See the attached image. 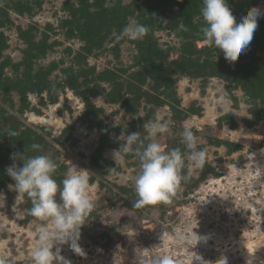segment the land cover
I'll list each match as a JSON object with an SVG mask.
<instances>
[{
  "label": "rangeland",
  "instance_id": "obj_1",
  "mask_svg": "<svg viewBox=\"0 0 264 264\" xmlns=\"http://www.w3.org/2000/svg\"><path fill=\"white\" fill-rule=\"evenodd\" d=\"M228 2L238 23L253 6L264 11V0ZM202 7L203 0H0V258L32 264L41 221L29 214L30 199L9 189L15 182L6 172L12 154L27 150L57 162V182L72 164L89 176L85 255L60 246L71 264H154L160 255L191 264L190 247L175 234L194 230L207 238L195 249L204 264H264V100L246 84L264 88V16L229 62L202 41ZM129 20L148 27L143 39L119 38ZM178 62L194 64L192 73L171 69ZM156 113L169 125L157 137L162 147L185 151L179 132L187 124L206 163L189 165L170 202L136 208L139 161L113 151L130 132L147 143L143 125Z\"/></svg>",
  "mask_w": 264,
  "mask_h": 264
},
{
  "label": "clouds",
  "instance_id": "obj_2",
  "mask_svg": "<svg viewBox=\"0 0 264 264\" xmlns=\"http://www.w3.org/2000/svg\"><path fill=\"white\" fill-rule=\"evenodd\" d=\"M201 15L204 25L200 29L202 41L208 47H215L223 52L229 62H235L250 45L258 27V17L264 16L261 8L253 6L247 10L240 22H237L228 0H203ZM149 29L135 20H129L119 33L120 39L140 40ZM150 138L146 143L139 132H130L119 141V147L113 151V158L133 155L139 161V170L132 178L137 199L134 207L139 208L158 202L168 203L176 195L182 181L191 175V166L203 167L206 163L207 150L198 147V138L191 126L185 124L179 132L185 151L179 147L165 150L157 137L169 132V125L162 121L159 113L143 125ZM10 137H16L14 130L7 131ZM41 145L33 143L31 148L39 152ZM14 163L6 168L7 174L15 182L9 189L17 197L27 196L31 201L29 214L41 221L36 229V244L31 253L32 264H71L61 255L62 245L83 256L80 246L81 228L94 208L89 193V176L85 169L75 164L70 166L64 178L57 182L54 174L57 162L47 154L28 155L12 154ZM16 161H22V166ZM187 174L185 175V169ZM0 197H4L0 193ZM176 240L191 249V264H204L203 257L195 251L198 243L206 237L195 230L189 233H176ZM160 244L168 242L166 230H162ZM55 249V250H54ZM0 264H12L7 258H0ZM154 264H174L168 255H160ZM227 264V259L225 261ZM251 264V260L248 261Z\"/></svg>",
  "mask_w": 264,
  "mask_h": 264
},
{
  "label": "trees",
  "instance_id": "obj_3",
  "mask_svg": "<svg viewBox=\"0 0 264 264\" xmlns=\"http://www.w3.org/2000/svg\"><path fill=\"white\" fill-rule=\"evenodd\" d=\"M155 7H157V6H155ZM157 8L163 9L161 7H157ZM153 23H156V22H153ZM153 52L157 53V54L159 53L157 49H153ZM189 63H180V62H178V63L172 65L171 69H177L181 73H192L191 71H192V69H194L193 68L194 64H192L191 62H189ZM239 72H240V70H238V73ZM241 77L244 79L245 75H242ZM246 80H247V78H246ZM246 84L249 86V92H250L251 96L254 97L256 95H259L264 100V88H261L259 90H254L251 87V83L246 82Z\"/></svg>",
  "mask_w": 264,
  "mask_h": 264
}]
</instances>
